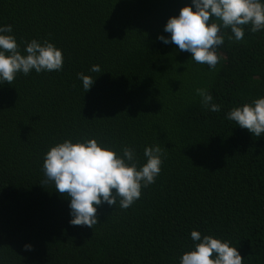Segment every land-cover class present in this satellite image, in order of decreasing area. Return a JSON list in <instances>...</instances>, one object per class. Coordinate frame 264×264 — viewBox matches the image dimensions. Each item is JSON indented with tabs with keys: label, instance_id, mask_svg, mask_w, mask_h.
Wrapping results in <instances>:
<instances>
[{
	"label": "trees",
	"instance_id": "trees-1",
	"mask_svg": "<svg viewBox=\"0 0 264 264\" xmlns=\"http://www.w3.org/2000/svg\"><path fill=\"white\" fill-rule=\"evenodd\" d=\"M190 0H0L23 54L33 38L61 49L60 71L0 85V264H178L190 231L228 239L242 264H264V135L225 119L264 95V30L218 48L215 69L158 34ZM101 73H91V65ZM94 78L84 92L76 73ZM206 88L221 111L203 108ZM95 137L163 152L160 174L93 228L69 224L68 199L42 181L52 144ZM42 184V185H41ZM31 244V250L23 245Z\"/></svg>",
	"mask_w": 264,
	"mask_h": 264
},
{
	"label": "clouds",
	"instance_id": "clouds-1",
	"mask_svg": "<svg viewBox=\"0 0 264 264\" xmlns=\"http://www.w3.org/2000/svg\"><path fill=\"white\" fill-rule=\"evenodd\" d=\"M246 26L250 33L264 30V0H190L177 15L167 19L163 31L168 35L158 34L156 39L190 53L192 61L211 71L222 58L218 48L224 43L225 30H230L229 41L240 42ZM22 43L23 54L12 25L0 24V85H12L18 73L61 70L62 51L54 43L35 38ZM89 72L101 73V69L93 64ZM76 76L84 92L94 83L90 75L77 72ZM194 91L207 111H221L222 106L213 102L206 88ZM224 116L252 136L264 135V95L231 107ZM163 155L159 145L145 146L141 162L135 148L127 145L121 146L118 153L95 137L84 136L75 141L65 138L44 152L42 184L51 183L67 197L70 225L92 229L98 224L96 213L101 204L124 210L139 199L141 189L153 184L160 174ZM189 236L192 245L181 252L178 264H242L239 251L228 239L201 235L195 229ZM31 247L28 243L23 245L25 250Z\"/></svg>",
	"mask_w": 264,
	"mask_h": 264
}]
</instances>
